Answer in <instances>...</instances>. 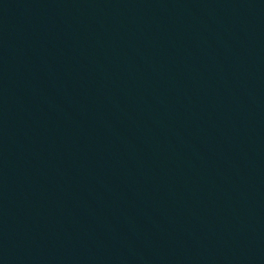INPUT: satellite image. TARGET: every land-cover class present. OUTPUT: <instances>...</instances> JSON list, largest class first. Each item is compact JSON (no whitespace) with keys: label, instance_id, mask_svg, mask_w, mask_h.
I'll return each instance as SVG.
<instances>
[{"label":"water","instance_id":"1","mask_svg":"<svg viewBox=\"0 0 264 264\" xmlns=\"http://www.w3.org/2000/svg\"><path fill=\"white\" fill-rule=\"evenodd\" d=\"M156 264H264V146Z\"/></svg>","mask_w":264,"mask_h":264}]
</instances>
